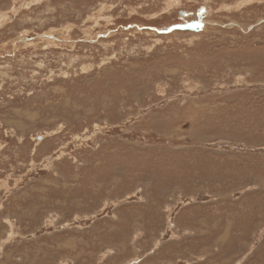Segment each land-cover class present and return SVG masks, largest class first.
<instances>
[{
    "label": "rangeland",
    "instance_id": "rangeland-1",
    "mask_svg": "<svg viewBox=\"0 0 264 264\" xmlns=\"http://www.w3.org/2000/svg\"><path fill=\"white\" fill-rule=\"evenodd\" d=\"M0 264H264V0H0Z\"/></svg>",
    "mask_w": 264,
    "mask_h": 264
}]
</instances>
